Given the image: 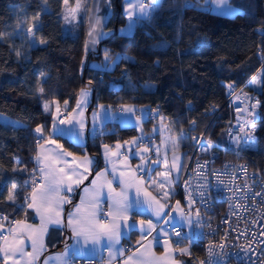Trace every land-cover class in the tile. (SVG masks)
Segmentation results:
<instances>
[{"label":"trees","instance_id":"trees-1","mask_svg":"<svg viewBox=\"0 0 264 264\" xmlns=\"http://www.w3.org/2000/svg\"><path fill=\"white\" fill-rule=\"evenodd\" d=\"M75 0H69L72 4ZM123 0H113L114 13L105 27L113 30L86 52L87 18L66 30L63 0H0V114L15 122L0 121V213L18 215L21 210L6 204L12 185L20 203L30 188L37 125L44 135L51 133L53 115L44 102L57 101L72 108L79 90L94 88L91 107L97 102L113 107L125 103L151 106L164 113L173 133L191 145L190 134L181 130L202 131L224 144L232 118L227 100L230 81L257 93L260 101L258 139L246 155L264 166V82L257 89L249 83L264 66V0H230L239 8L234 15L219 14L205 7H187L185 0H161L152 19L140 20L130 35L118 32L123 20ZM48 11H43L44 5ZM200 5H204L199 0ZM39 12L42 28L37 39L47 45L32 46L27 37L17 35L26 29ZM115 21V23L113 22ZM133 57L111 68L91 65L101 59L104 50ZM19 53V54H18ZM86 56H88L85 67ZM114 81V84L110 83ZM44 88L40 94L38 89ZM136 107V108H137ZM195 121L193 125L191 122ZM153 123L146 119V124ZM104 135H88L87 149L99 156L101 142L113 143L135 136L134 125L106 122ZM58 138L67 148L82 151L80 145ZM188 151L186 153V156ZM13 168L26 171L13 172Z\"/></svg>","mask_w":264,"mask_h":264},{"label":"snow or ice","instance_id":"snow-or-ice-1","mask_svg":"<svg viewBox=\"0 0 264 264\" xmlns=\"http://www.w3.org/2000/svg\"><path fill=\"white\" fill-rule=\"evenodd\" d=\"M161 6V0H149L148 4L144 0H125V13L129 23L121 29L123 35H130L134 26L140 20H151L153 14L158 11ZM187 7H205L214 10H219L224 14H231L233 6L229 0H205L204 5L199 4V0H185ZM43 11L47 12L48 8L45 4ZM88 0H76L75 6H69V0H63V18L66 21L75 20L80 16V13L88 12ZM99 8L96 7L93 17L90 19L89 41H86V52L89 50L88 44L94 46L99 43L108 33L104 32L103 24L108 17L100 18L98 16ZM40 13L37 12L34 17V22L26 29L22 25H17L19 32L17 35L27 37L32 46L47 45V40L37 39L36 33L42 28L39 20ZM99 29V30H98ZM264 33V28L260 29ZM2 35V34H0ZM19 54V53H18ZM133 57L124 56L121 53L110 54L108 49L104 50V63L98 65L99 68H111L118 62L127 60L131 61ZM264 59V56H262ZM264 82V66L258 69L257 75H254L249 81L252 85L259 86ZM230 94L235 88L234 83L226 85ZM40 94L44 93V88L38 89ZM90 91L88 88L80 90L79 98L76 100V107L71 113L65 112L66 119H58L60 116V108L56 103V112L53 114V123L51 133L48 136L44 135V126L37 125L33 130L37 134V152L33 159L38 167L33 169L29 175L32 177L31 183L25 181V186L31 187V192L24 195V204H20L17 199V193L23 189L13 184L8 192L5 203L14 206L16 209H30L35 216L39 217V226L32 225L26 220L9 219V216L0 213V264H41V256L47 252L45 236L48 233L49 227L55 229L70 228L72 232L73 244H65V250L56 254L44 256L42 264H73L76 257H95L98 252L107 249L108 264H113L116 256H123L125 249L118 247L121 238L127 236L133 230L141 232V240L136 242V251L127 255L124 259V264H183L181 261L174 259V256L190 255V247H172L171 239L175 237L177 245L181 244L185 239L190 244L198 241L204 233L201 231L184 232L183 228H193L194 224H201L202 218L197 210L195 219L189 214H186L179 207V201L175 205V210L180 212V219H175L171 213L165 212L169 207L167 201L169 198L168 192H158L157 196H153L144 187L145 176L148 177L149 187L163 189L166 183H171L168 176L171 169L179 166L176 164L178 156L175 154V149L179 148L176 137L168 135L162 140L165 145V156L163 162L166 171L158 175L163 177V181H153L150 173L154 170L152 165H158L160 149H155L157 160H151V149L148 146L137 147L133 151L131 145H140L145 139L143 134L140 137H133L131 141H125L124 144L116 143L115 145L103 144V156L105 167L102 171L95 174V179L91 181V187H84L80 203L74 206V211L67 213V218L63 215L64 205L72 203L70 196L75 188H79L91 172V169L96 165V157H78L72 152L64 149V145L58 143L53 137L60 136L67 138L76 145L82 146L84 143L86 122L84 119V109L88 107L90 100ZM245 99L248 95L244 94ZM240 99V96L236 97ZM68 101H64V107L67 109ZM259 107V102L250 105L243 109L248 116L244 123L240 125L239 132L234 136L233 143L241 146L242 142L245 145H250L254 141L256 109ZM98 111L92 113V135H104L102 126L106 122H120L122 125L133 124L139 126L147 118L159 116L158 110L146 108L137 109L132 105H120L113 109L109 105H98ZM44 110L51 113V105L45 104ZM139 111L140 115H136ZM237 112H241L237 109ZM163 118H161L162 121ZM193 125L195 121L191 122ZM160 131L161 133L170 131L162 122L155 125L153 132ZM183 132V130H181ZM43 141L41 144L40 142ZM171 142L173 156L172 165L169 166L167 152V143ZM211 143V141H209ZM128 148V155H125L121 149ZM114 149V150H113ZM129 156L138 157L140 164L132 169L129 161ZM149 157V159H145ZM207 163V162H205ZM13 172H23L25 169L13 168ZM40 173L39 180L36 179L35 173ZM215 172V170H214ZM111 177V178H109ZM222 183V181H221ZM114 185L119 186L117 190ZM249 188L247 184L244 186ZM68 193V196L63 195ZM246 195V193H245ZM257 196H264V192L255 193ZM202 203L206 201V192L200 193ZM108 205L105 212L102 205ZM188 203L191 207L193 203L191 196L188 197ZM148 213L153 219H131L133 214L142 216ZM167 218V219H165ZM163 220V223L160 221ZM181 230L176 231L175 228ZM158 233V235H153ZM145 235L151 236V241H148L147 248L141 251ZM163 237L164 255L157 256L151 251L153 242L160 244V239ZM31 249L29 251L28 249ZM225 244H209L207 260H201L199 264H215L216 258L224 259L227 253L223 252ZM217 249H220L218 252ZM91 264V262H89Z\"/></svg>","mask_w":264,"mask_h":264},{"label":"built area","instance_id":"built-area-1","mask_svg":"<svg viewBox=\"0 0 264 264\" xmlns=\"http://www.w3.org/2000/svg\"><path fill=\"white\" fill-rule=\"evenodd\" d=\"M148 2L149 0H144L145 4ZM110 83L114 84V81L110 80ZM229 83H234L235 88L231 94L228 91L227 96V100L232 104V118L227 128L225 143L221 145L210 138L206 128L196 132L183 129L184 134L191 135L192 143L176 183L174 199L181 198L183 211L186 214L190 213L193 219L197 210L202 218L201 224H194L192 229L184 227L183 231H201L204 235L194 244H190L187 239L181 244L191 248L198 247L200 255L193 252V258L199 262L207 260L209 244L223 243L225 244L223 252L227 253V256L224 259L216 258L215 264H264V196L255 195V193L264 192V166H260L246 155L247 151L257 144L260 101L256 92L238 86L233 81ZM245 93L248 99H245ZM237 96H240V99H237ZM257 101L259 107L255 110L254 141L250 145L242 142L241 146H237L233 143V138L248 116L243 109ZM140 108L158 110L151 106L137 107V109ZM237 109L241 112L238 113ZM65 112L67 109H61V119L66 118ZM158 112L159 116L147 119L159 121L165 115L159 110ZM136 115H140L139 111ZM157 136V133L144 136L145 139L142 142L155 140ZM34 141L37 142V137ZM36 174L37 172L35 177L39 180ZM245 184L249 188L246 189ZM201 192L207 194V199L203 203L200 197ZM189 196L193 201L191 207L188 203ZM20 204H24V200ZM9 219L17 220L15 215L9 216ZM174 230L181 229L177 227ZM171 242L175 248L181 245H177L175 237H172ZM133 248L131 244L126 245V251ZM217 251L219 252L220 249ZM103 252L106 253L107 249ZM98 260L97 256L76 257L73 264H89V262L96 264Z\"/></svg>","mask_w":264,"mask_h":264},{"label":"crops","instance_id":"crops-1","mask_svg":"<svg viewBox=\"0 0 264 264\" xmlns=\"http://www.w3.org/2000/svg\"><path fill=\"white\" fill-rule=\"evenodd\" d=\"M202 2L205 4V0H202ZM229 3H230V0H229ZM230 4L233 6V9H235L237 11H233L231 14H225V15H234L235 13H237L239 11V8H237L232 3H230ZM210 10L215 12V13L224 14V13H222L219 10H214V6ZM257 73L255 75H257ZM59 106H61V105H59ZM116 107H118V106H116ZM116 107H113V109H116ZM0 115H2L4 117H8V116L3 115V114H0ZM8 118H10V117H8ZM66 118H63V119H66ZM88 125H89V123H88ZM128 125H134V124H128ZM134 126L138 130V132H137V134L135 136H138V134H140L139 128L136 125H134ZM151 130H152L151 124H145L144 127H143V132H141V133H145V132L146 133H150ZM88 132H89V127L88 128L86 127L84 143L81 146L82 151H73V150L67 148L58 138H56L55 136L53 137L58 143L63 144L64 145V149L67 150L68 152H72L76 156L81 157V158L84 157L85 155H87L89 157H96V160H97L96 164H98V166H97L95 171H93L94 167L91 169V172H90V174L88 176V179L85 180L84 183L79 188H75L74 189L73 194H71V196H70V199H71L72 203L70 205H64L63 215H64V218H65V222H66V218H67V213L69 211H74L75 210L74 206L76 204H79L81 196L85 195L83 193V188L84 187H91V181L93 179H95V174L97 172H99V171H102L104 169V167H105V161H104V156H103L102 145L103 144L115 145L116 143H120V144L123 145L125 141H131L132 140L131 138H129V139H126V140H123V141H116V142H113V143L101 142L98 145V150H99V156H98V155L93 154L92 152H90L87 149V147H86L87 142H88V141H86V137H87V140H88V135H89ZM156 133L159 134L158 131ZM146 135H150V134H146ZM135 136H133V137H135ZM158 137L159 136H157V138ZM150 141L151 140L142 142L140 145H131V147H132L133 151H135V149L137 147H141V146H148V147H151V148L154 149L155 147H154V145H152V143H150ZM35 143H36V147H35V152L33 154V157L35 156V154L37 152V147H38L37 146V142H35ZM40 143L42 144L43 141H41ZM121 151L125 155H128L127 146L122 148ZM145 159L147 160V159H149V157H145ZM150 159H151V157H150ZM128 162L130 163L132 169H135L136 166L141 163V161H140V159L138 157H132V156H129V161ZM34 165H35V168L38 167V165L35 162V160H34ZM155 166L156 165H154V166L152 165L154 170L150 173L151 179L153 181H163V179L162 180H160V179L157 180V178H161V177H158V173H157L158 171L156 170L157 168H155ZM183 167L180 169V171L176 170L175 173L173 172V169H171V171L169 173L170 176H168V179H169V181H171V183H166L164 185L163 189H157V188L149 187V182H148L147 175L144 178L145 181H146V183L144 184V187L153 196H157L158 192H168L169 193L168 200L167 201H163L162 200L161 203H165L166 202V203L169 204V207L165 209V212L171 213V215L175 218L172 221L173 225L175 224L176 220L180 219V212L175 210V205H176L177 201H179L180 209L183 210L182 209V200H181V198L180 197H176L174 199L176 183H177V181L180 178V175H181V172L183 170ZM36 175H37L38 178L40 177V173L38 171H37ZM109 178H111V177H109ZM114 187H116L117 190H119V186L118 185H114ZM77 189H79V192H78V196L75 198V192H76ZM30 192H31V187L28 189L26 194L30 193ZM63 195L68 196L69 194L68 193H63ZM102 207H103L104 211L106 212L107 209H108V205L105 203V204L102 205ZM15 216H16L17 220H26V222L29 223V224L39 226V223H40L39 217L35 216L34 212L32 210H30V209H26V207H25L24 210H21L18 215H15ZM131 219H135V220H139V219H144V220L153 219V222L156 223L155 219L153 217H151L148 213H145L142 216L133 214ZM165 219H167V218H165ZM160 223H163V220H161ZM185 228H187V227H185ZM186 232H188V231H186ZM153 235H158V233H153ZM151 239H152L151 236L145 235L144 240H143V247H141V249H140L141 251H144L147 248L148 241H151ZM138 240H141V232L138 229L137 230H133L127 236L122 237L118 247L124 248L126 250V245L127 244H131V245L134 246V248L132 250H130V251H125L123 256H116L115 259H114L116 261H114L113 264H124V259L126 258V256L131 254L132 252L136 251V242ZM45 243L47 245V252H45L41 256V264H42V261L44 259V256L49 255V254H56V253L63 252L65 250V244H73L74 243V240L72 238L71 229L67 228V229L58 230V229H55L53 227H49L48 233L45 236ZM163 243H164L163 237H161V239H160V244H156L155 242H153L152 247H151V251L154 252L155 255H157V256L164 255V247L162 246ZM171 246L175 248V246L173 245L172 242H171ZM179 247H189V246L186 245V244H181ZM28 250L31 251L30 248ZM190 252H191L190 255H179V254H177V255L174 256V259L177 260V261L183 262V264H199V261L194 260L193 252H196V254L200 255V249L198 247H195V248H191L190 247ZM96 256L99 259L96 264H108V251L106 253H104L103 251L98 252L96 254Z\"/></svg>","mask_w":264,"mask_h":264},{"label":"rangeland","instance_id":"rangeland-1","mask_svg":"<svg viewBox=\"0 0 264 264\" xmlns=\"http://www.w3.org/2000/svg\"><path fill=\"white\" fill-rule=\"evenodd\" d=\"M75 2H76V0L72 4L69 3V6L70 7H74L75 6ZM230 3H231V1H230ZM122 4H123V13H124L123 20L120 21L117 24V27H116L117 31L120 32V33H121V29L126 27V25L129 23V21L127 19V16H126V13H125V10H124V8H125V0L122 1ZM96 7L99 8L98 16L100 18H103V17L107 16L108 17L107 21L111 18V16L114 13L113 0H88V9H89L88 12L87 13H83V12L80 13V16L77 19H75V20H71V21H66L65 20V28H66V30H69V28H71L72 31H74L76 29V22L79 21V19H81V18H87V21H88L87 28H88V32H89L90 19L93 17V14H94V11H95ZM107 21L104 22L102 30L109 34L113 30V27H105V24H106ZM113 22L115 23V21H113ZM134 28H135V26H134ZM134 28H133V30H134ZM87 41H89V36L87 38ZM89 45L93 48L91 43H89ZM96 46L98 47V43L94 46V48H96ZM103 63H104V54H103L101 59H93L91 61V65L95 66V67H97L98 65H102ZM252 86H253V89H257L258 88L257 85H252ZM83 88H88L89 91H90V96H89L90 103H89L88 107L84 109V119H85V122H86V127L87 128L89 127V132L88 133L91 135L92 134V132H91V128H92V113L94 111H98L99 110L98 109V105H101V104L96 102L94 104V106L91 107L92 88L89 85H85L81 89H83ZM80 90H79V93H80ZM79 93H78L77 99L79 98ZM53 102H57V101H53ZM53 102H44V104H43V108H44L45 104H50L51 105L52 115L56 112V103H53ZM121 105H132L134 107H137V105H135L133 103H125V104H121ZM75 107H76V103H75V105L72 108L67 109V112L71 113L72 110ZM118 107H116V108H118ZM59 108H60V111H61V109H65V107L63 105L59 106ZM161 118H163L162 121H161ZM161 118H160L159 121H153V123H149L152 126V130H151L150 133H146V132L145 133H141V132H143V127L146 124V119L142 122L141 125H139V126L136 125L139 128L140 134H138V136H135V137H140L142 134H143V136H151V135L156 134V132L155 133L153 132V128H154L155 125H157V124L162 122L170 131L163 132V133L158 131L159 132V134H158L159 137L157 139H155V140H151L150 141V143H152V145H154V147H155L154 149L150 147L151 150H152L151 154H150V157H151L152 160H157L158 159L156 154H155V149L157 147H159V149H160L159 163H158V165L155 166V168H157L156 170L158 171L157 172L158 174L162 173V172H165L166 168H165V164L163 162V158L165 156V145L162 143V140L166 139V137L168 135H172V136L176 137L177 142L179 144V148L175 149V154L178 156V160L176 161V164L179 166L178 170L180 171V169L185 164V161H186V158H187L186 153L189 150L191 145L189 146V148L188 147L181 148V144H182V142L184 140H180V138L178 137V134L177 133L176 134L173 133V131L171 130V127L169 125V122L167 120H164V118H165L164 116L161 117ZM58 119H61L60 116L58 117ZM0 121L1 122H15L14 120H12V119H10L8 117H4L2 115H0ZM88 123H89V125H88ZM133 124L135 125V123H133ZM51 129H52V126H51ZM103 130H104V128H102V131ZM146 134H150V135H146ZM86 141H87V137H86ZM166 155H167V158H168V164H169V166H171L172 163H173V161H172L173 150H172L171 142L167 143ZM176 170H177L176 168H173V172L174 173H175ZM158 177H161V176L158 175ZM159 179L162 180L163 177L157 178V180H159Z\"/></svg>","mask_w":264,"mask_h":264},{"label":"water","instance_id":"water-1","mask_svg":"<svg viewBox=\"0 0 264 264\" xmlns=\"http://www.w3.org/2000/svg\"><path fill=\"white\" fill-rule=\"evenodd\" d=\"M87 62H88V56H86L85 67L87 66ZM93 99H94V88L92 89V100H91V102L93 101ZM87 141H88V140H87ZM97 166H98V164H96V165L94 166L93 171L96 170ZM78 192H79V189H77L76 192H75V198L78 196Z\"/></svg>","mask_w":264,"mask_h":264}]
</instances>
